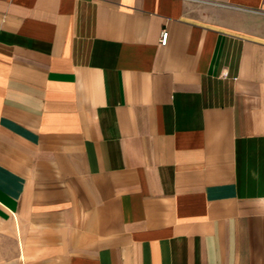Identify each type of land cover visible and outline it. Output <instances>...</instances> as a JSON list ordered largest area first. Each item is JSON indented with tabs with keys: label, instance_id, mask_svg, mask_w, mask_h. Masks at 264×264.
<instances>
[{
	"label": "crops",
	"instance_id": "crops-1",
	"mask_svg": "<svg viewBox=\"0 0 264 264\" xmlns=\"http://www.w3.org/2000/svg\"><path fill=\"white\" fill-rule=\"evenodd\" d=\"M0 264H264V0H0Z\"/></svg>",
	"mask_w": 264,
	"mask_h": 264
},
{
	"label": "built area",
	"instance_id": "built-area-1",
	"mask_svg": "<svg viewBox=\"0 0 264 264\" xmlns=\"http://www.w3.org/2000/svg\"><path fill=\"white\" fill-rule=\"evenodd\" d=\"M168 31L166 30H163L162 33H161V37H160V43L161 45H166L167 44V41H168Z\"/></svg>",
	"mask_w": 264,
	"mask_h": 264
}]
</instances>
